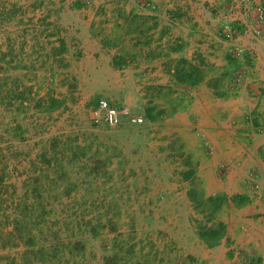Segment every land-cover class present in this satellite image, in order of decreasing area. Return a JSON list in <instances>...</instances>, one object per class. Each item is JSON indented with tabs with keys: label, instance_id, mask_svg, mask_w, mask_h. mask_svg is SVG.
I'll return each instance as SVG.
<instances>
[{
	"label": "crops",
	"instance_id": "1",
	"mask_svg": "<svg viewBox=\"0 0 264 264\" xmlns=\"http://www.w3.org/2000/svg\"><path fill=\"white\" fill-rule=\"evenodd\" d=\"M6 1L0 33L14 39L5 59L23 48L29 60L19 55V68L35 77L24 84L35 86L21 96L33 103L21 119L32 112L44 126L64 109L89 113L106 99L157 122L159 144L175 149L173 163L187 178L177 174L171 205L153 206L162 219L145 228L159 243L147 264H264V34L235 22L246 20L239 0ZM235 47L242 53L233 55ZM1 112V132L16 140L8 143L28 136L16 110ZM189 191L212 206L200 229L217 235L200 236L191 218L204 214Z\"/></svg>",
	"mask_w": 264,
	"mask_h": 264
},
{
	"label": "rangeland",
	"instance_id": "2",
	"mask_svg": "<svg viewBox=\"0 0 264 264\" xmlns=\"http://www.w3.org/2000/svg\"><path fill=\"white\" fill-rule=\"evenodd\" d=\"M8 4L0 0L2 28ZM2 32L0 123L1 111L14 109L20 128L23 120L29 132L15 134L17 143H8L16 140L0 126V264H147L146 256L154 250L158 254L159 243L154 234V240L145 236V228L162 219L153 206L171 205L170 189L182 173L173 163L175 149L159 144L163 137L157 122L116 130L100 125V131H90L89 125L98 126L86 107L64 109L59 117L45 119L44 126L35 123L32 112L28 120L27 115L21 119L33 104L21 96L35 86L24 84L35 77L19 68V55L29 60L23 48L14 55L10 50L5 59L3 48L14 37ZM15 190L16 201L11 197ZM20 199L22 206L10 207ZM188 199L204 214L201 221L191 218L201 223L196 225L200 229L210 222L212 206L190 191Z\"/></svg>",
	"mask_w": 264,
	"mask_h": 264
},
{
	"label": "built area",
	"instance_id": "3",
	"mask_svg": "<svg viewBox=\"0 0 264 264\" xmlns=\"http://www.w3.org/2000/svg\"><path fill=\"white\" fill-rule=\"evenodd\" d=\"M239 6L241 8L240 15L244 16L246 20L241 17L235 20L238 26L242 25L245 28H250L251 31L258 36L264 34V1L261 0H239ZM234 8L230 11L233 14ZM249 19V22H247ZM225 33L226 38H232L234 32L231 26H226ZM233 55H239L242 53L240 47L233 49ZM90 116L94 125H103L108 129L116 130L123 125L140 126L146 122V117L134 114L129 107L116 106L111 104L106 99H99L98 101L91 103Z\"/></svg>",
	"mask_w": 264,
	"mask_h": 264
},
{
	"label": "trees",
	"instance_id": "4",
	"mask_svg": "<svg viewBox=\"0 0 264 264\" xmlns=\"http://www.w3.org/2000/svg\"><path fill=\"white\" fill-rule=\"evenodd\" d=\"M213 203H215V201H213ZM218 233V229H211V230H204V229H201L199 230V234L201 237L205 238L207 236H214V235H217ZM251 264H259L258 261H255L254 263H251Z\"/></svg>",
	"mask_w": 264,
	"mask_h": 264
}]
</instances>
